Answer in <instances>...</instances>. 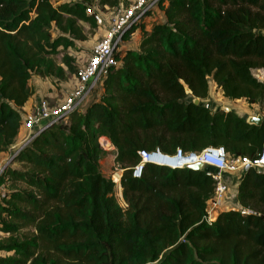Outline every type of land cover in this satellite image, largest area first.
<instances>
[{
	"label": "trees",
	"instance_id": "1",
	"mask_svg": "<svg viewBox=\"0 0 264 264\" xmlns=\"http://www.w3.org/2000/svg\"><path fill=\"white\" fill-rule=\"evenodd\" d=\"M166 20L142 29L139 49L103 81L99 100L67 122L41 131L8 164L0 184V264H264V170L244 171L240 209L206 216L216 183L209 169L148 162L133 175L140 150L175 154L224 147L231 157L258 156L264 122L250 124L235 110L213 109L210 78L232 100L264 102V0H166ZM126 0H0V152L16 143L33 75L65 79L47 54L97 27L87 8L114 9ZM144 26V25H143ZM63 64L77 73L75 58ZM264 106V105H263ZM116 150L123 169V207L116 182L100 169ZM245 211V212H244Z\"/></svg>",
	"mask_w": 264,
	"mask_h": 264
},
{
	"label": "built area",
	"instance_id": "2",
	"mask_svg": "<svg viewBox=\"0 0 264 264\" xmlns=\"http://www.w3.org/2000/svg\"><path fill=\"white\" fill-rule=\"evenodd\" d=\"M126 1L128 5L122 2L114 9L103 10L98 3L87 8V13L94 17L97 27L103 33L90 47L86 64L77 69L76 86L55 106H51L46 98H41L35 112L24 117L23 125L25 126L32 127L41 122L43 125L13 150L10 161L49 125L60 121L67 122L73 112L84 111L89 101L96 100V95L103 91L105 77L112 69L122 64L125 51L123 46L127 36L141 26L158 7L167 2L166 0ZM252 74L258 81L264 82V67L253 68ZM250 107L251 115H262L264 119V106L255 104ZM101 143L106 149L113 147L105 137L101 138ZM139 155L140 161L133 167L135 177L142 176L144 166L148 162L172 168L188 167V165L203 162L204 167L209 169L208 174L213 176L216 183L215 194L208 201L206 208L205 218L209 223L215 221L216 210L228 189L224 176L225 171L240 169L245 171L248 164L259 171L264 170V143L261 152L253 159L246 156L231 157L222 146H210L199 152H185L182 148H178L175 154H166L159 149L156 151L143 149L139 151ZM10 161L5 165H0V177ZM120 170L123 174V169Z\"/></svg>",
	"mask_w": 264,
	"mask_h": 264
},
{
	"label": "rangeland",
	"instance_id": "3",
	"mask_svg": "<svg viewBox=\"0 0 264 264\" xmlns=\"http://www.w3.org/2000/svg\"><path fill=\"white\" fill-rule=\"evenodd\" d=\"M69 1L70 0H53V3L55 5H58V4H61L64 2H69ZM128 4L129 3L127 1L126 5H128ZM148 22L149 21H147L145 24H143L144 26L141 28L145 29L146 25L148 26ZM80 24L83 26V30L87 36V39L84 41H77L75 46L69 47L66 50L67 53L71 54L75 58L76 68H79L80 66H83L86 64L87 58H88L87 54L89 52L90 47L97 41V39L103 33V31L99 27H92L88 23L83 22V21H80ZM138 37H139V35H128L126 38L127 42L125 41L124 44L128 43V46H130L132 48L136 47L135 49L138 50L140 47L142 32H140V40L139 41L137 39ZM137 42H139V44H137ZM58 50L59 51L57 53H55V54L50 53V54H47V56L49 55V57L54 58V60L56 61V63L58 65L64 66V68L66 70L65 79L62 80L57 76L40 77L37 75H33L32 80H31L32 86L37 87V90L40 87H42L43 90H45V93H43V95H41V97L46 98L49 101V103L51 104V106L57 105L60 102V100H62L71 91V89H73L76 86V74L77 73H72L63 64V55H64V53H66V51L63 50L62 47H60ZM210 83L212 85V90H213V86H215V84H213V81L211 78H210ZM219 89H220V87H219ZM36 92L37 91L35 89V93ZM101 93H102V91H101ZM100 97H101V94L96 95L95 99L99 100ZM34 98L36 100H35V104H33V106L30 107V111L28 112L30 114L34 113L36 110L35 106H36V103L38 100L35 96H34ZM225 100L226 99L224 97H222L221 94H219V90H217L216 94H214V101L219 102V106H224L222 104ZM94 101H89L88 106ZM239 103L245 104V106H247L249 109H251V107H250L251 104L248 103L246 99H243V100L241 99V101H239L237 103L238 106H241ZM257 105L263 106L264 102H261L260 104L258 103ZM10 163L12 164L11 166H13L15 168H20V169L23 168L22 164L19 162L12 163V161H10ZM100 169L105 176L113 178V180L117 183L116 188H115V196L119 200L120 204L123 207H126V203L122 197V187L120 184V178L122 175V170H120L121 166L119 164H117V162H116V150L114 149V147H109L107 150V154L101 158ZM9 189H10V185L8 182L0 184V199L5 192L9 191ZM6 235L7 234L0 232V239L5 237ZM8 254H10V253H7L5 251H0V257H4Z\"/></svg>",
	"mask_w": 264,
	"mask_h": 264
},
{
	"label": "crops",
	"instance_id": "4",
	"mask_svg": "<svg viewBox=\"0 0 264 264\" xmlns=\"http://www.w3.org/2000/svg\"><path fill=\"white\" fill-rule=\"evenodd\" d=\"M165 20H166V16H165L164 10L162 9V7H158L155 12H153L152 14H150L146 18V20L143 24H145L147 21H149L148 26L146 25L145 29L150 31L155 23L164 22ZM143 24L141 26L137 27L133 31V33L131 34V35H139V37L137 38L138 41L140 40V32H142L141 27H143ZM137 44H139V42H137ZM123 48H124V50H126L127 48L135 49L136 47L132 48V47L128 46V43H126V44H124ZM213 84H215V83L213 82ZM35 89L37 91L36 93H35ZM216 89L219 90V94H221V96L226 99L222 104L224 106H219V102H215L216 100L214 101V94H216V92H217ZM43 93H45V90H43L42 87H40L38 90H37V87H34L33 97L28 102L26 107L24 108V113H23L24 117H26L28 114H30V113H28L30 111V107H32L33 104H35L36 99L34 98V96L38 100L36 103V106H35V107H37V105L40 102V99L42 98L41 95H43ZM200 102H202L203 104H205V105H207L213 109H219V108L223 109V108L230 107L231 109L237 111L242 117H246L247 115L252 114L251 109H249L247 106H245V104L239 103L241 106H238L237 103L239 101L232 100V99L226 97L224 95L223 91L221 90V88L219 89V87L216 84H215V86H213V90H212V85H211L210 94H209L208 98L205 100L201 99ZM42 125H43V122L36 123L32 127L22 125L20 133H19L18 138L16 140V143H14L10 147L8 152H0V165L7 164L10 161V157H11L13 150L15 148H17L18 146H20L28 138V136L33 134V132L39 130L42 127ZM243 174H244V170H242V169L236 170V171H225L224 172L225 181H226V184L228 186V189L226 191V194L223 197V200H222L219 208L216 210V217L219 214V212H221V211H226V210H231V209H240L241 208V205L238 203V200H237V191H238V186H239L240 180L243 177Z\"/></svg>",
	"mask_w": 264,
	"mask_h": 264
},
{
	"label": "water",
	"instance_id": "5",
	"mask_svg": "<svg viewBox=\"0 0 264 264\" xmlns=\"http://www.w3.org/2000/svg\"><path fill=\"white\" fill-rule=\"evenodd\" d=\"M193 101L195 103H200L201 99L198 98V97H195L193 99ZM227 111H230L232 110L230 107H227L226 109ZM245 120L250 123V124H255V125H258V126H261L264 122V119L262 117V115H247L245 117ZM12 161V160H11ZM189 168H193V169H202L204 168V164L203 162H197V163H194V164H191V165H188ZM251 168V165L248 164L246 167H245V171L249 170Z\"/></svg>",
	"mask_w": 264,
	"mask_h": 264
}]
</instances>
